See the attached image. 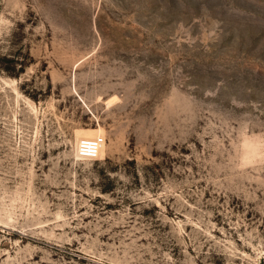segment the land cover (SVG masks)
I'll list each match as a JSON object with an SVG mask.
<instances>
[{
	"label": "rangeland",
	"instance_id": "1",
	"mask_svg": "<svg viewBox=\"0 0 264 264\" xmlns=\"http://www.w3.org/2000/svg\"><path fill=\"white\" fill-rule=\"evenodd\" d=\"M0 264H264V0H0Z\"/></svg>",
	"mask_w": 264,
	"mask_h": 264
},
{
	"label": "built area",
	"instance_id": "2",
	"mask_svg": "<svg viewBox=\"0 0 264 264\" xmlns=\"http://www.w3.org/2000/svg\"><path fill=\"white\" fill-rule=\"evenodd\" d=\"M102 141H103L102 139L82 140L78 150L79 155L82 158L96 159L102 147Z\"/></svg>",
	"mask_w": 264,
	"mask_h": 264
}]
</instances>
